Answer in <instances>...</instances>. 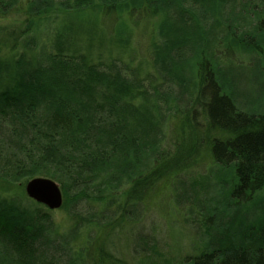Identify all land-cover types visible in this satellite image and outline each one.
I'll return each mask as SVG.
<instances>
[{
  "label": "trees",
  "instance_id": "obj_1",
  "mask_svg": "<svg viewBox=\"0 0 264 264\" xmlns=\"http://www.w3.org/2000/svg\"><path fill=\"white\" fill-rule=\"evenodd\" d=\"M0 264H264V0H0Z\"/></svg>",
  "mask_w": 264,
  "mask_h": 264
},
{
  "label": "water",
  "instance_id": "obj_2",
  "mask_svg": "<svg viewBox=\"0 0 264 264\" xmlns=\"http://www.w3.org/2000/svg\"><path fill=\"white\" fill-rule=\"evenodd\" d=\"M27 196L50 210H58L63 205V196L58 185L49 179L35 178L26 185Z\"/></svg>",
  "mask_w": 264,
  "mask_h": 264
},
{
  "label": "rangeland",
  "instance_id": "obj_3",
  "mask_svg": "<svg viewBox=\"0 0 264 264\" xmlns=\"http://www.w3.org/2000/svg\"><path fill=\"white\" fill-rule=\"evenodd\" d=\"M252 63V62H251ZM60 210V209H58ZM58 210H54L56 211V219L57 220H61V213H58ZM148 216L146 218V220H143V222H141V225H143L145 227V229L147 230L148 228H152L153 226L158 227L159 224H161V222L159 221L158 217H157V212H156V208L151 210V208L148 210ZM158 234V233H157ZM130 259V258H128Z\"/></svg>",
  "mask_w": 264,
  "mask_h": 264
}]
</instances>
